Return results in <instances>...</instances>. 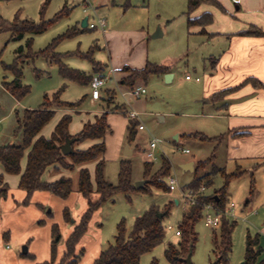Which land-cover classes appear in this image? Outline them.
Listing matches in <instances>:
<instances>
[{"label":"rangeland","instance_id":"obj_1","mask_svg":"<svg viewBox=\"0 0 264 264\" xmlns=\"http://www.w3.org/2000/svg\"><path fill=\"white\" fill-rule=\"evenodd\" d=\"M98 0H0V18L5 21H12L15 16L32 22H39L41 19L48 20L56 12L66 6L70 12L68 15L60 18L57 22L48 27L43 33L36 35H24L20 39H14L9 31L0 32V146L18 145L21 143V134H13L16 127L17 118L22 116L25 109H33L40 106L43 97H51L53 93L61 87L60 99L66 102H77L85 97L82 106L88 104L87 98L91 88L89 84L81 85L72 81H67L58 72L56 63L43 57H35L33 61L24 59L19 63L22 71V84L29 88L28 93L17 102L16 98L10 95L3 87L4 82H10L13 75L10 71L4 70L2 64L10 65L20 51L23 55L30 52H38L44 49L54 38L63 34L68 29L76 27L81 30V19L89 16L90 22L97 18H103L105 21V32L99 29H84L75 36L60 41L55 52L71 53L79 51L80 53H91V58L114 70V78L107 80L102 88V97L109 98L108 94H116L113 104H123L127 110L134 109L138 112L139 123L143 125V130H135V138L130 141V146H134L135 151L131 156L125 155L131 162V183L148 179L155 172H158L163 157L171 163V169L168 174L177 178L178 184L183 189L194 179V172L183 173L179 163L187 157L204 160L210 155H215L212 161L207 163L206 167L199 171V174H206L212 166L219 168L225 167L227 173H232L237 168L236 163L230 161L227 164L223 147L216 145L215 142L194 140L188 136L180 135L175 140L178 131L185 134L193 132L206 123V119L197 116L201 103L197 102L202 88L206 66L211 64L210 56L207 55L209 45L206 44L204 37H194L188 32L186 19L187 0H110L106 6L99 7ZM111 1L112 4H111ZM86 4V10L84 6ZM97 7V8H96ZM159 31L160 36L152 37ZM32 38L30 49L27 48V40ZM206 58V59H205ZM68 67L77 69L85 74H93L92 61L80 55H65L62 58ZM165 64L174 73L172 80L166 82L164 75L152 74L147 81H142L146 93L137 98L131 94L124 97L121 92L130 89L131 86L121 85L117 87L115 79H120L121 73L125 67L131 69H142L146 63ZM133 67V68H132ZM95 73H101L99 66L95 65ZM108 75V69L105 72ZM190 79H186V76ZM116 76V78H115ZM196 78L199 81H196ZM136 84V83H135ZM134 84V85H135ZM111 89V90H110ZM114 89V90H113ZM93 104L104 108L105 102L102 100L94 101ZM119 105V104H118ZM104 111V110H103ZM103 111L98 112L100 116ZM112 106H108V112H113ZM122 113V111H115ZM129 118V117H128ZM91 122H94V118ZM127 135V132H126ZM117 130L107 138L108 151L107 156L103 158L104 178L116 184L118 180L119 164L122 156L115 157V144L117 140ZM155 139L158 149L155 151L156 160H153L149 168V174L144 175L145 162H151L146 157L145 150L149 149V141ZM76 143L75 146H77ZM179 147L187 148L190 153L183 154ZM217 147V148H216ZM214 148L215 151H214ZM77 150V149H74ZM162 155V154H161ZM131 156V157H130ZM92 164V163H90ZM72 191L70 192L69 202L70 215L72 218L77 215L79 203L73 202L77 191V173L73 172ZM167 174V175H168ZM250 174L248 170L240 176L233 177L227 188L229 202L235 207L233 212L238 216L232 233V249L226 264H242L245 257V238L247 234L252 237L259 234V245L264 254V181L262 175L256 180L255 191L252 196L249 195ZM262 174V173H261ZM166 175V176H167ZM160 178L165 182V177ZM166 184V183H165ZM224 184V178L221 175L212 178V185L203 192L212 193L214 189ZM144 190H133L129 193L118 192L111 199L103 202L100 207L92 214L89 222L87 234L79 241L77 253H80V261L77 264L91 263L93 256L90 254V246L93 244L100 246L101 250L113 244L116 234V226L120 220H124L127 233H130L135 218L141 215L150 205H157V209L162 212L166 204H169V211L163 214L162 223L165 226L164 238L160 244L154 247L150 252L144 253L140 257L139 264H150L155 259L158 264H174L165 256L164 251L169 245L178 247L181 236L176 234L178 222L181 218L185 204L178 190L163 191L157 189L151 183L144 186ZM167 185V184H166ZM143 186V187H144ZM169 189V188H168ZM128 196V197H127ZM97 193L93 192L91 200L97 199ZM62 202L61 199H56ZM87 200V199H86ZM177 200V203H176ZM61 204V203H60ZM42 209V216L37 221L25 223L22 227H12L16 240H2L3 248L9 253H16L17 258L8 259L4 257L1 261L5 264H33L34 259L31 254H36L37 258L42 256L46 250L50 253L51 248L55 246V262H58L65 250V241L67 228L71 227V220L65 222L62 217V207L53 205ZM187 209V208H186ZM50 210V213H47ZM85 210V208H84ZM83 210V211H84ZM43 223H42V222ZM57 227L58 234L61 235L55 242V236L45 240V234L53 226ZM170 226V228H168ZM213 228L204 225L202 218L196 222L194 231L196 238L193 244L192 254L189 256L191 264H213L217 260L212 242ZM218 231V229H216ZM29 232L25 236L21 233ZM28 247V255L22 252ZM85 249V252L81 250ZM45 250V251H44ZM1 251V250H0ZM84 253V254H82ZM94 254V253H93ZM57 259V261H56ZM47 261H50L49 259ZM222 264V263H217Z\"/></svg>","mask_w":264,"mask_h":264},{"label":"trees","instance_id":"obj_2","mask_svg":"<svg viewBox=\"0 0 264 264\" xmlns=\"http://www.w3.org/2000/svg\"><path fill=\"white\" fill-rule=\"evenodd\" d=\"M202 4L212 5L219 8H221V6L217 0H187L185 15L188 27L200 26V33L205 34L203 28L205 25L211 23V15L203 13L198 17H191V14ZM69 12L70 10L66 6H63V8L56 12L52 18L48 20L41 19L37 23L19 19L17 16H15L12 21H5L0 18V32L9 31L14 39H20L24 35L40 34L60 18L68 15ZM84 29H87V27ZM84 29L82 28L81 30H78L76 27H72L54 38L44 49L33 53L29 50L26 55H23L22 51H20L12 64H2L4 70L10 71L13 75V79L10 82H4V89L17 100H20L28 93L29 88L22 84V71L19 68V63L28 58L33 61L35 57H43L56 63L59 74L67 81H72L81 85L90 84L94 73L85 74L77 69L70 68L63 62L62 58L65 55H80L91 60L95 68V61L91 58V53H80L79 51H75L62 54L55 52V48L60 41L73 37ZM260 33L261 32L254 28V26H250L248 30L241 31L238 34L258 35ZM31 42L32 38H28V49H30ZM124 70L128 72V75L124 78V83L131 86L137 80H143L144 82L147 81L148 77L152 74L162 75L168 71V67L161 64L158 65L147 62L142 69L125 67ZM246 82H252L256 87H263L256 80L246 79L243 83ZM234 89L235 88L216 92L211 98H222ZM62 90L63 87L53 93L51 97L45 95L42 103L37 109H25L22 116L17 118L13 134H21L22 139L20 144L0 146V163L3 165L4 171L8 174H19L21 172L20 161L25 150L29 149L26 157V165L20 175L18 183V187L25 192V197L22 202H20L23 205H27L30 202L31 196L35 191L45 190L60 198H66L72 191L73 180L71 177H62L54 182L46 183L42 181L41 176L46 168L54 164H59L70 171H75L80 167L77 170V191L87 199V207L69 233L65 241V250L63 251L60 260L55 262L56 250L55 246L52 245L50 261H43L36 264H77L80 253L76 252V247L88 229L92 214L100 207V205L111 199L112 196L118 192L129 193L133 190H148L146 185L141 188H135L131 183V162L128 158L122 159L119 164L118 180L116 184H113L104 178L103 155L105 145L103 138L108 130V106H112V110L114 111L124 112L125 110L123 104H113V92L108 94L109 98H102L105 102L104 105L106 106V108L103 109V113L100 116L95 115L94 122L87 121L80 132L75 135H70L68 132L71 115L65 114L56 124L50 138H44L42 136L37 137L41 129L52 119L56 109L78 110L81 108L83 101L86 98V96L82 97L77 102L62 101L60 99V92ZM138 125L136 119L128 118L126 130L127 140L129 142L135 138V130ZM193 135L200 141H215L219 143L223 139V136L207 137L203 134ZM67 137L78 138L73 142L72 147L76 143H80L86 139L102 140L85 150H74L71 154L63 155L60 150V145L65 142ZM212 159L213 157H208L204 160H200L196 164L194 179L188 185V188L197 190L200 187H205L207 189L212 185V178L217 175H221L224 178V184L221 187L214 189L212 193H201L197 198L198 202L196 204L183 210L178 222L177 230L179 236H181V241L179 242L178 247L169 245L164 251L166 258L171 263L187 264L185 259L188 255H191L193 251V244L196 238L194 226L201 218L203 204L205 202H212L214 206L220 209H225L227 207L228 183L233 177L240 176L243 173L237 169L231 174H226L224 168H219L214 165L209 172L200 175L199 171L204 169L206 165H208L207 163L211 162ZM90 163H95V186H93L91 182L88 169L83 167ZM150 166V162L144 163L145 176L149 174ZM170 169L171 166L169 161L163 157L158 172H155V174L152 175V180L149 181V183L157 189L168 191V186L163 180L159 179L166 176L170 172ZM1 182L0 177V183ZM253 191L254 178L251 175L249 194L251 195ZM6 192V186L2 185L0 187L1 196L5 197ZM93 192L97 193L98 197L96 200H91L90 198ZM157 207V205L152 204L141 215L136 217L130 233H127L126 231L124 220H120L116 226V234L113 244H110L107 248L101 250L99 255L90 264H139L140 257L144 253L150 252L154 247L160 244L164 238L165 226L162 223V217L159 218L156 215L157 212H160ZM168 211L169 204H166L162 212L167 213ZM63 217L66 221L71 220L69 211L66 208L63 210ZM235 223V219L223 215L219 226L212 230V242L218 260L217 263L226 264L229 259V254L232 249V233ZM216 229H218V231H216ZM52 234L53 236L58 234L55 225L52 227ZM262 253L263 249L259 245V234H255L253 237L250 234H247L245 238V257L243 264H264V255ZM24 255H28V253ZM150 264L158 263L155 259H152Z\"/></svg>","mask_w":264,"mask_h":264},{"label":"crops","instance_id":"obj_3","mask_svg":"<svg viewBox=\"0 0 264 264\" xmlns=\"http://www.w3.org/2000/svg\"><path fill=\"white\" fill-rule=\"evenodd\" d=\"M110 0H98L99 7L106 6ZM221 6V8L202 4L200 5L192 14L191 17H198L203 13H208L211 15L212 21L211 23L204 26L205 34H201L200 26H191L188 27V32L194 37H204L206 40V44L209 45L207 53L210 56L211 64L206 66L204 69L205 79L200 90V93L197 95L199 98L197 102L201 103L202 106L198 113H194L197 116H202L206 119V123L202 126V128H198L195 131H191L189 133L181 134L178 131L175 135V140H178L180 135H193V134H203L207 137H216L223 136V139L217 143L216 145H221L223 147L224 155L227 160V164L232 161L237 165V169L242 171L243 173L250 170L253 178L254 184L256 180L262 175L261 180L264 181V0H217ZM113 1H111L112 4ZM97 8V7H96ZM82 20V19H81ZM250 26H254V28L258 29L260 34H238L241 31H246L250 28ZM102 33L105 32L101 31ZM206 59V58H205ZM95 65L99 66L102 70L101 73H95L94 66L92 68V72L94 75L96 74H105V72L109 70H113L112 68H107L104 65H101L98 62H95ZM165 65V64H161ZM167 66V65H165ZM168 67V66H167ZM129 68V67H128ZM133 68V67H132ZM171 70L168 67V71L163 73L162 76L167 73H170ZM171 76L166 82L172 80L174 73H170ZM114 75V70H113ZM111 75L113 78L114 76ZM128 75V72L125 70L121 73L120 79H115V83L118 88L121 85H126L124 83V78ZM111 76L110 79L111 80ZM188 76V75H187ZM93 78V77H92ZM116 78V76H115ZM190 79V78H189ZM246 79L256 80L263 87H256L252 82L243 83ZM199 81V80H196ZM136 83V84H135ZM135 85H142L141 80L135 81ZM133 84V85H134ZM90 85V84H89ZM130 86V85H129ZM132 86V85H131ZM235 88L233 91L227 93L224 97L218 99H212L211 96L216 93L226 89ZM114 90V89H113ZM129 89L124 91L127 94ZM103 93V90H102ZM122 93V92H121ZM120 93V94H121ZM125 95V96H126ZM141 96L137 97L140 98ZM102 96L97 99L102 102ZM114 98L116 99V94H114ZM125 98V97H124ZM17 100V99H16ZM91 98V91L87 98L88 104L86 106H81L78 110H68V109H56L54 116L52 119L41 129L38 136H42L44 138H50L56 124L60 120V118L65 114L71 115V121L68 125V132L70 135H75L80 132L83 128V125L87 121H92L94 116L98 114V112L103 111V107L99 104H93L94 101ZM19 103V100H17ZM118 102V101H117ZM120 104V103H118ZM39 107V106H38ZM35 107L33 109H37ZM31 109V108H30ZM124 112L128 111L124 106ZM134 110V109H131ZM135 111V110H134ZM138 124L139 120L136 119ZM128 123V118L122 113L119 112H108L107 114V124L108 130L103 138V142L105 145L104 156H107L108 145L107 138L114 134L115 130H117V140L115 144V157H123L124 159L128 158L125 156L124 151L125 146L131 147V156L134 154L135 148L134 146H130V142L127 140L126 135V127ZM138 128V127H137ZM140 129H137V131ZM143 130V129H142ZM136 135V134H135ZM36 137V138H37ZM193 138L194 140H199L197 137L188 136ZM102 139L92 140L86 139L77 146L73 148L77 150H85L88 147L92 146L95 143L101 142ZM134 140V139H133ZM150 142V141H149ZM2 146V145H1ZM149 148V146H148ZM217 148V147H216ZM214 148V151L215 149ZM129 149V150H130ZM158 147L155 149V151ZM187 149V148H186ZM29 149H26L24 155L20 161L21 172L19 174H8L4 171L3 165L0 163V177L2 185H5L7 188L6 196L2 197L0 194V264L4 257L8 259L17 258L18 252L9 253L6 248L2 246V240L15 241L16 237L13 232L12 227L19 226L22 227L25 223L35 222L42 216V209L46 206L50 208L53 205H59L62 207V217L63 210L66 208L70 211L69 197L70 194L66 198H60L49 191H35L30 199V202L27 205H23L20 202L25 197V192L18 187V183L20 180V175L23 172L26 165V157ZM148 149L145 150V152ZM154 151V153H155ZM183 153V154H189ZM162 154V155H161ZM130 156V157H131ZM161 159L163 158L162 151L160 152ZM210 157H214L215 155H210ZM165 158V157H164ZM208 158V157H206ZM167 159V158H166ZM156 160V154L155 158ZM153 160H151V164L153 165ZM201 159H195V157H187L183 161L179 163V167L183 173L186 172H194L196 164ZM149 162V161H148ZM170 163V162H169ZM161 166V163H160ZM158 166V167H160ZM170 166L171 163H170ZM89 171L91 182L93 186L94 183V167L95 163L84 165ZM80 168V167H79ZM78 168V169H79ZM172 168V167H171ZM225 168V167H222ZM70 171L65 169L59 164H54L46 168L44 173L41 176L42 181L46 183L54 182L62 177H71L74 176V173H77V170ZM233 173V172H232ZM242 173V174H243ZM262 173V174H261ZM231 174V173H227ZM182 188V187H181ZM255 191V186H254ZM253 191V193H254ZM253 193L250 195L252 196ZM56 199H61L62 202H58ZM79 203L78 213L74 218L71 217V227L67 228V237L71 232L74 224H76L84 212V208L87 207V200L84 198L79 192L74 196L73 202ZM61 203V204H60ZM177 203V200H176ZM229 203L227 196V204ZM48 210L47 213H50ZM64 219V217H63ZM65 222H67L64 219ZM42 222V221H41ZM43 223V222H42ZM89 230V225L88 229ZM83 235V237L87 234ZM29 232L21 233L24 235L22 240H24L25 236L29 235ZM52 229L45 234V240H49L52 238ZM61 237V235H60ZM66 237V238H67ZM82 237V238H83ZM81 238V239H82ZM80 239V240H81ZM79 244V243H78ZM92 244L90 246V254L93 256L94 260L100 253L101 247L98 245L93 247ZM78 249V245L76 247V252ZM26 251L22 252V254H26ZM85 252L84 248H81ZM45 251V250H44ZM94 253V254H93ZM84 254V253H82ZM264 255V254H263ZM32 258L35 260L33 264L40 263L43 261L50 260V253L46 250L42 252V256L37 258L36 254H31ZM81 260L80 257L78 259ZM57 261V259H56ZM93 262V261H92ZM91 262V263H92ZM90 264V263H87Z\"/></svg>","mask_w":264,"mask_h":264},{"label":"built area","instance_id":"obj_4","mask_svg":"<svg viewBox=\"0 0 264 264\" xmlns=\"http://www.w3.org/2000/svg\"><path fill=\"white\" fill-rule=\"evenodd\" d=\"M86 4L84 6V10H86ZM87 16V28L90 29H99L100 31H104L105 28V21L103 18H97L95 21L90 22L89 16ZM108 75H103V74H96L93 76V78L90 81V88H91V98L93 100H97L102 96V88L105 86L107 80L110 79V75H113V70L108 71ZM189 76H186V79H189ZM196 80H199L196 78ZM111 90V89H110ZM135 97H139L143 94L146 93V89L142 85H132L127 92ZM126 93L122 92L121 96L125 97ZM109 97V96H108ZM127 117L131 119H137L139 114L138 112L129 109L128 111H125ZM138 129L142 130L144 129L142 124L138 125ZM158 147L157 141L155 139H151L149 142V149L145 152L146 157L150 160H153L155 158V149ZM179 150L182 153H188L189 150L186 148L179 147ZM165 183L167 184L168 188L170 191H175L178 190L181 198L183 200V203L185 204V209L188 208L191 205H194L198 202L197 198L198 196L203 193L204 187H200L197 190H194L192 188H186L183 189L179 186L177 178L172 174H168L165 177ZM235 205L232 202H229L227 204V207L225 209H220L212 202H205L203 204V210H202V215L201 218L203 220V223L205 226L210 227V228H215L219 226L221 222V217L223 215L230 217L232 219H237L238 216L233 212V208ZM170 228V226H168ZM176 234L179 235V232L176 231Z\"/></svg>","mask_w":264,"mask_h":264},{"label":"water","instance_id":"obj_5","mask_svg":"<svg viewBox=\"0 0 264 264\" xmlns=\"http://www.w3.org/2000/svg\"><path fill=\"white\" fill-rule=\"evenodd\" d=\"M86 25H87V16H84V17L82 18L81 22H80V26H81L82 28H85ZM160 35H161L160 32L157 31V32H155V33L152 35V37L155 38V37H158V36H160ZM170 76H171L170 73L165 74V80H168V79L170 78ZM77 139H78V138H69V137H67V138L65 139V142H64L63 144L60 145L61 153H62L63 155H68V154L73 153L74 150H73L72 144H73V142L76 141ZM124 151H125L124 154H126V155L130 154V150H129V148H128L127 146L124 147ZM148 182H149L148 179H143V180H140V181L135 182V185H134V186H135V188H141V187L144 186V184H146V183H148ZM163 214H164V212H157V213H156L157 217H159V218L163 217ZM59 237H60V235L57 234L56 237H55V242H57V241L59 240ZM25 251H26V248L24 249V252H25ZM189 256H190V255H188V256L186 257V259H185V261H186L187 264H191V263H189ZM217 262H218V260H216L215 262H213V264H217ZM242 264H243V263H242Z\"/></svg>","mask_w":264,"mask_h":264}]
</instances>
